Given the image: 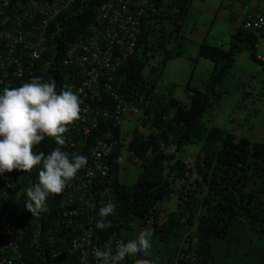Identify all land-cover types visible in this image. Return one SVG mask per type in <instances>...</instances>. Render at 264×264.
<instances>
[{"label":"trees","instance_id":"obj_1","mask_svg":"<svg viewBox=\"0 0 264 264\" xmlns=\"http://www.w3.org/2000/svg\"><path fill=\"white\" fill-rule=\"evenodd\" d=\"M102 1L75 0L72 8L50 25V42L56 49L52 66L56 67V71L51 77L41 73L39 77L44 82L54 80L58 92L66 86L63 69L59 65L61 54L70 43L86 40ZM164 1L151 0L145 16L148 18L145 23L149 22L142 25L133 54L117 69L113 82V90L121 98H139L146 102L140 117V124L146 133L135 127L124 144L127 131L123 133L114 119L109 118L99 119L89 135V146L107 130H111L118 141L110 155L112 190L118 204L116 214L110 217V227L98 229L95 241H105L111 232L129 228L134 219L153 217L152 230L162 240L179 233L185 225L195 226L191 240L188 236L185 238L186 242H193V247L181 250L175 264H210L216 255V245L222 243L256 245L264 251V143L238 136L224 128L209 127L204 119L205 114L222 99L219 85L229 73L235 56L247 51L252 59H257L258 37L238 27L228 48H222L207 41V32L198 49V56L213 62L204 88L192 90L188 100L164 99L161 95L153 94L154 84L142 73L153 48L150 38L157 30L162 31V27L166 29L155 39L158 48H161L158 68H163L170 59L181 57L185 44L179 31L192 0H168L165 9L160 12ZM192 62L195 65L196 58ZM99 104L114 113V101L107 93L101 94ZM55 145L54 138L46 136L33 150L48 154ZM193 146L197 147V152L192 171L184 163L181 152L185 155V151ZM124 147L137 158V175L131 183L122 181L119 176L121 150ZM40 170L41 167L37 166L30 173L25 172L20 183H14L13 189L16 186L15 190H24L12 196L10 209L6 208L5 198L0 201V206L4 207L0 210L3 219L24 230L19 247L30 264L42 263L38 251H45L46 256L53 248L65 253L64 248H68L77 233L74 226L66 229L55 226L47 233L53 225L56 196L49 195L47 211L39 216L27 211L25 189L32 187L29 178L34 184L38 182ZM188 170L190 175H196L191 191H187V184L183 183L177 192V208L169 211L166 219L158 224L155 204L169 198L174 191V179L187 178Z\"/></svg>","mask_w":264,"mask_h":264},{"label":"built area","instance_id":"obj_2","mask_svg":"<svg viewBox=\"0 0 264 264\" xmlns=\"http://www.w3.org/2000/svg\"><path fill=\"white\" fill-rule=\"evenodd\" d=\"M74 1L0 0V94L4 88L19 87L39 77L40 73L48 77L55 74L56 67L52 63L56 49L51 46L50 25ZM148 4L149 0H103L90 24L91 32L86 40L70 43L61 54L59 65L63 69V80L82 101L81 119L69 126V131L64 134L66 145L62 150L84 155L88 163L78 171L62 194L51 195L56 196V202L53 205V225L47 233L55 226H64L65 229L74 226L77 233L68 248H64L65 253L53 248L46 256L45 251H38L41 264H98L94 249L103 250L109 243L115 248V241H128L121 231L111 232L105 241H95L99 229L96 223L101 219L99 209L109 201L118 205L110 172V155L118 141L111 130L104 131L90 146L88 140L99 119L113 118L121 126L123 121L129 120L138 111L137 100L121 98L113 90V82L117 69L135 49ZM261 20H264V15L252 13L244 27L256 32L264 24L260 23ZM257 24L260 26L257 27ZM103 92L114 101L113 114L99 104ZM131 135L125 136L124 144ZM56 147L58 145L53 150ZM130 156L136 158L131 152ZM185 164L192 168V159L186 160ZM24 175L25 172L18 170L0 174V201L6 199V208H11L13 195L23 193L24 188L15 190L16 186L14 189L13 186L16 182L20 183ZM29 181L33 186L30 178ZM2 208L0 206V210ZM115 214L116 208L104 222L108 224ZM1 215L0 264H30L19 247L23 228L11 225ZM149 226L150 222L143 225ZM138 259H148L153 264L142 254L126 256L121 264H135Z\"/></svg>","mask_w":264,"mask_h":264},{"label":"clouds","instance_id":"obj_3","mask_svg":"<svg viewBox=\"0 0 264 264\" xmlns=\"http://www.w3.org/2000/svg\"><path fill=\"white\" fill-rule=\"evenodd\" d=\"M167 1L168 0H165L162 3L159 9L160 12L165 9L168 3ZM150 2L151 0H149V4L143 16V24L148 19L145 16L151 6ZM70 8H72V6ZM252 13L264 15V12L255 9L250 10L240 27L249 30L244 27V24ZM148 22L145 24H148ZM260 23H264V20H261ZM259 26L260 24H257V27ZM263 27L264 24L256 32L252 30L249 31L258 35ZM162 29V31L157 30L151 35L150 40L153 48L150 50V57L145 67L152 68L154 66V61H156L155 67H158L161 48H158V41L155 39L166 30L163 27ZM133 52L131 54H133ZM144 68L142 73L145 70ZM145 103L143 99H137L136 104L138 111L133 117L138 125L141 123L140 117ZM81 104V99L70 87L65 86L58 92L54 80L44 82L40 77H34L29 82H25L19 87H6L3 89V93L0 94V174L5 172L11 173L13 170L30 173L37 166L41 167L38 173V182L32 187H27L25 189L27 196L25 207L33 216H39L41 212L47 211L46 200L49 195L62 194L65 188L76 178L78 171L84 168L88 163L86 156L76 153L69 154L62 150L66 145L64 134L69 131V126L81 119ZM216 106L209 111V114L212 116L216 114ZM120 127H122V124ZM136 128H138V126ZM131 131L132 130L127 131V134H130ZM46 136L54 138L58 147L48 154L42 151L38 153L35 152L33 150L34 147L39 145ZM196 152L197 150L194 153H190V156L184 160L185 163L186 160L192 159L193 167H187L192 171L194 169ZM134 160L136 162L137 158ZM187 172L190 173V170ZM115 208V203L109 201L99 209V216L101 219L96 223L97 228L104 229L111 226L110 222L106 224L104 219L113 214ZM156 214L159 218L157 223L161 224V222L166 219L167 214L161 215L157 210ZM135 221L137 223V219H134L130 224L134 225L135 229L140 231L138 236L129 239L123 233V229L120 231L124 238L128 240L127 242L121 239L115 241V248L109 243L104 246L103 250L100 248L94 249V257L98 264H121L126 256H137L141 254L144 257H148L153 264H156L151 257L150 249L152 247L153 233L157 234L159 238L160 236L157 232H153L152 230V224L154 222L153 217L147 220L139 218L138 227ZM148 222H150V226L143 227V225ZM184 231V228L183 230L180 229L179 233L173 234L172 236L184 235L185 239L188 234L184 233ZM160 240L162 239L160 238ZM177 257L173 264H175ZM135 264H151V262L148 259H138Z\"/></svg>","mask_w":264,"mask_h":264},{"label":"crops","instance_id":"obj_4","mask_svg":"<svg viewBox=\"0 0 264 264\" xmlns=\"http://www.w3.org/2000/svg\"><path fill=\"white\" fill-rule=\"evenodd\" d=\"M254 9L264 12V0H192L179 31L185 44L184 54L168 60L163 68L155 67L156 61L152 68H144L145 77L154 84L153 94L164 99L188 100L192 90H202L213 69L212 60L198 56L199 45L207 32L210 44L228 48L233 33ZM257 37V59H252L247 51L238 53L220 83L222 99L216 106L215 116L210 119V126L264 143V27ZM193 58H196L195 65ZM139 232L132 224L123 230L129 239L138 236ZM152 238V243L157 245V234L153 233ZM167 240L172 244L162 248L163 255L174 251L180 236L170 235ZM158 249H150L151 257L154 262L163 263Z\"/></svg>","mask_w":264,"mask_h":264},{"label":"rangeland","instance_id":"obj_5","mask_svg":"<svg viewBox=\"0 0 264 264\" xmlns=\"http://www.w3.org/2000/svg\"><path fill=\"white\" fill-rule=\"evenodd\" d=\"M212 115L208 113L205 114V122L206 124L210 127V119ZM212 123V121H211ZM138 129L145 133L146 129L138 125L137 122L135 121V118L133 116L130 117V120L123 121L122 122V129L123 131H129L132 130L133 128L137 127ZM197 150V147L193 146L191 150H187L186 154L184 155L183 153L181 154L182 157L187 158L190 156V153H194ZM121 170L119 173L120 179L126 183H131L135 180L136 175H137V165L134 160L130 156V153L125 149L122 148L121 152ZM184 155V156H183ZM180 156V154H179ZM181 157V156H180ZM186 177L188 178H182V179H174L173 182V192L170 194L168 199L159 201L157 204H155V210L159 211L161 215H166L169 213V211L174 210L178 206V197H177V192L181 189V186L183 183L187 184L186 189L187 191H191V187H193L194 180L196 179V176L194 174L190 175L189 172H186ZM191 183V184H188ZM188 195L190 192H187ZM139 221L137 220V223L135 221V224L137 227L139 226ZM134 224V222H133ZM185 229L184 233L188 234L189 241L191 240V236L193 235L195 231V226L190 225V226H183ZM143 230V229H142ZM156 244L152 243L151 249H158L157 254L162 262H159L158 260L156 264H173L175 258L178 256L179 252L181 250H187L193 247V242H186L184 239V235L180 236V241H177L174 247V251L171 254H166L163 255L161 253L162 248L164 246L168 247L172 243V241H162L160 238L156 239ZM153 241V239H152ZM170 244V245H169ZM216 252H215V257L211 260L210 264H264V251L256 245H236V244H224L222 243L221 245L218 244L215 247ZM162 255H161V254ZM155 261V262H156Z\"/></svg>","mask_w":264,"mask_h":264},{"label":"water","instance_id":"obj_6","mask_svg":"<svg viewBox=\"0 0 264 264\" xmlns=\"http://www.w3.org/2000/svg\"><path fill=\"white\" fill-rule=\"evenodd\" d=\"M209 106H210V104H209Z\"/></svg>","mask_w":264,"mask_h":264}]
</instances>
